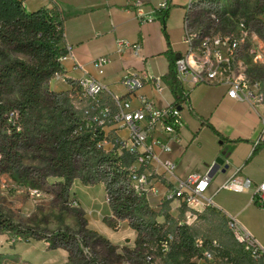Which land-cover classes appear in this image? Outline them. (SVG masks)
Segmentation results:
<instances>
[{"label": "built area", "instance_id": "obj_1", "mask_svg": "<svg viewBox=\"0 0 264 264\" xmlns=\"http://www.w3.org/2000/svg\"><path fill=\"white\" fill-rule=\"evenodd\" d=\"M221 1L223 0H198L195 8H205ZM123 7L132 11L141 22L153 20L144 0H124ZM168 7V0H163L155 9L163 12ZM218 20L212 15L209 25L197 28L192 18L185 19L183 42L187 48L174 61L179 97L175 102L164 106H156L149 97L139 93L146 80L134 72L127 71L121 76L120 84L126 90V95L111 92L107 84L88 73L73 79L66 77L62 71H56L48 81L50 84L51 79L61 80L69 84L70 88L76 85L87 98L82 113L78 115L79 126L75 133H90L95 139L94 150L106 158L94 169L102 173L113 186L120 183L126 185L134 194L143 197L150 207L158 208L161 214L164 210L169 213L170 210H178L180 206L186 207V212L217 209L214 195L208 192L211 181L208 172H192L180 177L176 174L175 161L164 156V153L172 150L174 143L181 142L184 122L180 107L189 105V89L198 83H219L227 87L230 97L246 101L254 109L259 105L264 106V77L250 75L246 70L247 65L240 59V49L248 43V26L241 20L235 25L237 32L222 34L215 30ZM126 48L138 54L141 44L117 38L116 52L121 53ZM248 52L253 63L263 61L264 52L259 46L250 45ZM59 59L62 64L67 59H73L68 44L66 53ZM110 61V55H101L93 60V66L99 73H103L104 65ZM147 79L157 92H162L166 87L161 75H148ZM133 96L139 102L137 106L132 103ZM260 118L263 132L253 142L254 148L264 142V109ZM227 185L225 183L223 187ZM236 189H241V186L237 185ZM111 196L112 191L108 189L107 202H110ZM253 201L264 207V181L254 187ZM165 204H170V208L162 209ZM188 214L189 217L190 212ZM222 215L233 239L248 258L264 264V245L235 215ZM182 222L186 221L178 223ZM174 239V233L167 232L158 243L159 251L167 253ZM203 242L200 238L195 239L197 246H203ZM222 249V245L214 239L204 246L201 256L195 260L200 259L201 264L233 263L222 256ZM146 258L149 264H153L152 253Z\"/></svg>", "mask_w": 264, "mask_h": 264}, {"label": "crops", "instance_id": "obj_2", "mask_svg": "<svg viewBox=\"0 0 264 264\" xmlns=\"http://www.w3.org/2000/svg\"><path fill=\"white\" fill-rule=\"evenodd\" d=\"M144 1L153 17L151 21L137 20L132 11L123 7L124 0H27L29 9L58 6L65 43L73 55L63 63L66 77L76 79L88 73L107 84L111 92L126 95L121 76L134 72L146 80L139 93L160 107L176 100L169 76V54L179 55L186 50L185 19L192 18L197 0H168L169 7L163 12L155 9L163 0ZM117 38L139 42V53L130 48L117 53ZM101 55L111 56L103 73L93 66V60ZM71 71L73 75H68ZM148 75L163 77L166 87L162 92L153 88ZM132 103L139 104L135 96ZM188 103L180 107L184 122L181 142L174 143L164 156L175 161L180 177L206 173L217 158H222L221 168L225 164L227 168L218 170L208 187L214 195L215 210L221 215H235L264 245V207L253 201L254 187L264 181V142L253 147L263 132L260 114L264 106L254 109L246 101L230 97L227 87L219 83L193 86L188 91ZM225 183L228 185L223 187ZM237 185L241 189H236ZM21 254L24 256L22 251Z\"/></svg>", "mask_w": 264, "mask_h": 264}, {"label": "rangeland", "instance_id": "obj_3", "mask_svg": "<svg viewBox=\"0 0 264 264\" xmlns=\"http://www.w3.org/2000/svg\"><path fill=\"white\" fill-rule=\"evenodd\" d=\"M257 1L264 5V0ZM25 2L29 9L30 4L27 0ZM244 3H247L246 7ZM255 3L256 0H223L219 4L195 9L192 22L197 28L206 26L214 15L219 19L216 31L222 34L237 32L235 25L247 18ZM232 8L236 9L235 13H232ZM248 29V43L241 47L240 59L247 65L250 75L264 77V59L255 64L248 52L250 45H257L264 52V12L253 15ZM69 74L73 75V72ZM48 85L50 89L59 91L56 98L59 105L77 115L82 113L87 98L76 85L67 88L69 84L55 79H51ZM56 104L54 113L59 112ZM44 147L40 149L34 145L23 150L20 165L13 169V173L0 172V210L15 225L14 229L0 228V264H84L86 260L92 264H149L146 256L150 253L153 264H165V259L155 249V235L145 234L142 247L135 244L138 233L134 224L141 222L142 218L151 222L165 220L168 225L186 221L197 238L207 245L217 240L238 260L237 263L223 264H259L243 253L229 232L225 218L213 208L186 212V207L178 206V210H170V213L164 210L161 214L158 208L147 204L144 214L118 215L112 206L113 195L110 202L106 198L108 189L112 191L122 185L109 183L84 156L73 158L75 177L65 193L58 183L63 177L53 170L47 159L51 154ZM16 175L20 177L17 179ZM72 191L77 197L72 198ZM122 191L127 193L124 189ZM170 206L165 204L162 209ZM57 231L71 235V260L69 250L61 245L58 238L53 239V233ZM147 243L152 245L153 251ZM196 262L202 263L200 259Z\"/></svg>", "mask_w": 264, "mask_h": 264}, {"label": "trees", "instance_id": "obj_4", "mask_svg": "<svg viewBox=\"0 0 264 264\" xmlns=\"http://www.w3.org/2000/svg\"><path fill=\"white\" fill-rule=\"evenodd\" d=\"M25 1L0 0V172L13 173V169L20 165L23 150L34 145L42 149L45 145L44 148L51 154L47 159L53 170L63 177L58 183L66 193L75 177V156L90 159L93 168L106 158L94 150L95 139L90 133H75L79 126L78 115L59 105L56 99L59 91L50 89L48 85L52 75L63 70L59 58L66 53L63 18L58 6L27 9ZM244 5L246 7L247 3ZM231 11L235 13L236 9L232 8ZM258 12H264V5L256 0L252 12L244 20L247 26ZM176 56L169 54V76L177 99L179 88L174 75ZM54 103H58V113H54ZM16 176L17 179L20 177ZM120 184L121 188L112 189V206L117 214L146 213L144 198ZM71 196L75 198L73 194ZM14 227L0 210V228ZM134 229L138 233L135 244L139 247L145 244V234L155 235V249L165 259V264H198L195 258L201 256L207 245L206 242L201 247L196 245V232L186 222L175 221L168 225L165 220L155 219L151 222L142 218L141 222L134 224ZM169 231L174 233L175 239L169 251L162 254L158 243ZM57 238L69 250L71 260V235L57 231L53 233V239ZM147 246L153 251L152 245L147 243ZM221 254L232 262H238L229 250L222 249ZM84 264L92 263L86 260Z\"/></svg>", "mask_w": 264, "mask_h": 264}, {"label": "water", "instance_id": "obj_5", "mask_svg": "<svg viewBox=\"0 0 264 264\" xmlns=\"http://www.w3.org/2000/svg\"><path fill=\"white\" fill-rule=\"evenodd\" d=\"M223 164L222 158H217L211 167L208 170V175L212 177L218 170L224 171L227 168V164H225L222 168L221 165Z\"/></svg>", "mask_w": 264, "mask_h": 264}]
</instances>
